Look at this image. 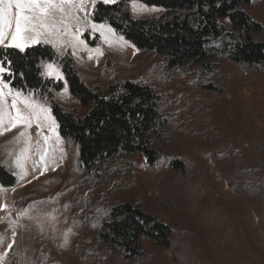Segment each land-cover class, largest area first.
Here are the masks:
<instances>
[{"label": "rangeland", "instance_id": "374dc122", "mask_svg": "<svg viewBox=\"0 0 264 264\" xmlns=\"http://www.w3.org/2000/svg\"><path fill=\"white\" fill-rule=\"evenodd\" d=\"M154 9L133 13L130 4L135 18L161 13ZM242 9L263 26L254 40L264 42V0H250ZM111 39L110 45L98 30L85 24L78 40L69 34L55 47L43 41L31 45H49L60 54L71 49L77 70L89 87L100 81L96 68L109 60L120 78L170 94L167 124L154 146L162 157L160 162L149 165L142 156L131 158L135 182L131 203L171 229L170 247H156L141 237L140 258L127 262L113 257L109 263L264 264V67L256 72L221 60L215 66L214 79L220 93L201 92L191 85L188 70L178 71L172 79L152 54L134 49L116 33ZM46 65V77L62 79L48 75ZM55 96L64 112L74 106L66 88ZM21 98H30L47 109V114L40 113L28 128L20 124L0 134V165L16 180L14 187L0 188V264H34L40 240L45 241L50 255L46 264H96L91 255L73 253L74 240L81 232L80 221L68 214L74 173L69 171L47 103L22 93ZM11 103L12 96H5L0 129H7L9 112L16 114ZM17 107L24 110L23 104ZM22 131L26 136H20ZM235 139L245 144L239 152L244 160L227 170L226 176L223 168L227 163L220 156L224 145ZM172 161L182 165L179 171L168 170Z\"/></svg>", "mask_w": 264, "mask_h": 264}, {"label": "trees", "instance_id": "16d2710c", "mask_svg": "<svg viewBox=\"0 0 264 264\" xmlns=\"http://www.w3.org/2000/svg\"><path fill=\"white\" fill-rule=\"evenodd\" d=\"M139 2L161 13L135 18L130 11L131 0H117L110 5L98 3L90 18L93 23L106 24L134 49L152 54L172 79L178 71L188 70L197 91L220 93L214 84L219 61L229 60L256 72L264 67V42L254 40V35L263 32V26L242 9L250 0ZM83 39L92 44L86 34ZM0 61L11 73L0 79L14 91L45 101L63 141L69 171L74 173L68 214L81 226L73 253L91 255L96 264H110L113 257L127 262L140 258L141 237L156 247L169 248L171 229L131 203L135 191L131 158L142 156L149 165L160 162L162 157L154 146L167 124L170 94L120 78L109 60L96 68L100 81L89 87L70 51L60 54L49 45L31 46L24 53L0 48ZM44 64L58 67L62 80L46 77ZM64 88L74 103L67 112L55 96ZM244 147L237 139L224 145L220 156L227 163L224 175L241 165L244 157L239 152ZM261 152L264 155L263 148ZM180 166L172 161L168 170L177 172ZM15 184V178L0 165V188L9 189ZM49 256L45 241L40 240L34 264H46Z\"/></svg>", "mask_w": 264, "mask_h": 264}, {"label": "snow or ice", "instance_id": "6c2138e0", "mask_svg": "<svg viewBox=\"0 0 264 264\" xmlns=\"http://www.w3.org/2000/svg\"><path fill=\"white\" fill-rule=\"evenodd\" d=\"M100 2L110 5L116 4L117 0H0V44L6 48L17 49L21 53H24L32 44H38L41 41L51 43L55 47L59 39L69 34L74 40H78L80 27L86 24L90 25L93 31L98 30L106 42L111 45V37L115 35L113 30L106 24L93 23L90 18L92 13L88 11V8H91L92 12H95ZM131 9L133 13L156 10L145 6L139 0H131ZM81 12L84 13L83 16L78 14ZM73 28H75L74 32ZM5 40H8L7 44L4 43ZM120 40L123 41V37H120ZM79 42L83 43V41ZM45 72L48 75H55L57 79L62 78L52 64L45 66ZM5 73L11 74L10 70L5 68L3 62L0 61V76ZM7 88L8 84L0 79V123L3 121L5 96H12L10 107L16 114L8 113V127L0 129V134L20 124L28 128L33 119L39 118L40 113L47 114V109L36 105L30 98H21L19 91L13 92L9 89L6 93L4 89ZM18 104H23L24 110L19 109ZM20 136H26V132H20ZM47 139L45 137V142ZM17 164L19 166V162Z\"/></svg>", "mask_w": 264, "mask_h": 264}, {"label": "crops", "instance_id": "0c3cea01", "mask_svg": "<svg viewBox=\"0 0 264 264\" xmlns=\"http://www.w3.org/2000/svg\"><path fill=\"white\" fill-rule=\"evenodd\" d=\"M5 44H7L8 43V40H5V42H4ZM0 47L1 48H6L3 44H0ZM31 47V46H30ZM70 51H71V49H70ZM66 52V51H65Z\"/></svg>", "mask_w": 264, "mask_h": 264}]
</instances>
